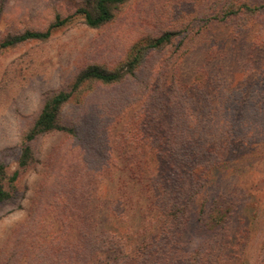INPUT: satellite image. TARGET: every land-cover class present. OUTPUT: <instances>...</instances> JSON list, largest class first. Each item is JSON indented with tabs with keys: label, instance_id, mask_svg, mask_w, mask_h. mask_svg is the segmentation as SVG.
Listing matches in <instances>:
<instances>
[{
	"label": "rangeland",
	"instance_id": "obj_1",
	"mask_svg": "<svg viewBox=\"0 0 264 264\" xmlns=\"http://www.w3.org/2000/svg\"><path fill=\"white\" fill-rule=\"evenodd\" d=\"M90 1L0 0V43L70 17L47 41L0 52V166L12 196L0 205V264H64L65 242L78 238L81 221L94 232L110 230L121 214L131 221L123 225L126 245L162 235L152 250L156 264H168L167 259L170 264H264V101L249 99L245 106L240 100L253 92L261 96V87L250 83L264 78V61L245 71L244 58L236 60L238 49L249 51L264 40L259 33L264 16L240 21L251 35L232 42L236 22L208 27L194 21L221 0H127L99 29L88 28L75 14ZM170 31L177 34L171 43L145 54L128 81L112 88L84 84L74 91L59 117V125L71 131L38 136L31 143L32 162L18 168L20 147L49 96L71 92L91 66L125 67L142 40ZM223 44L231 46V55L216 54ZM172 108L180 128H186L184 138L192 136L191 122L197 121L207 164L220 159L216 169L204 165L203 175L179 179L183 198L174 202L185 201L191 186L199 197L186 214L173 218L176 222L160 213L171 204L155 207L148 187V201L140 200L139 188H130L123 175L128 158L136 162L141 156L127 143L133 128L143 123L144 139L164 145ZM145 153L156 156V147ZM146 168L160 170L155 163ZM109 170L117 174L114 182L106 176ZM15 172L18 179L11 183ZM122 182L128 203L114 209ZM216 206L222 217L211 215Z\"/></svg>",
	"mask_w": 264,
	"mask_h": 264
},
{
	"label": "trees",
	"instance_id": "obj_2",
	"mask_svg": "<svg viewBox=\"0 0 264 264\" xmlns=\"http://www.w3.org/2000/svg\"><path fill=\"white\" fill-rule=\"evenodd\" d=\"M126 1L127 0H92L89 2V6L87 8L79 9L75 14L83 17L84 24L88 28L99 29L113 20V9L124 4ZM231 1L232 0H221L217 5L215 4L216 6L214 5L213 11L208 10L204 14L203 18L194 21L202 22L208 27L217 26L219 24L226 26L230 22H236L237 26H235V32L233 33L234 37L230 39L232 42L236 40L237 37L245 36L244 33H246L247 36H250L252 30L245 28V26L248 24L244 25V23L240 21L251 16H264V0H235L234 6H229ZM69 18L70 17L60 19V17H57L55 22L52 23L45 31L27 30L13 36H9L0 43V52L27 42L47 41L51 37L52 32L62 27L69 20ZM263 27L264 25H262V28ZM261 31L262 32L259 33L264 35V28ZM241 34L242 36H240ZM176 35V32H161L156 37L142 40V42L135 48L134 54H131L132 60H128L125 64V67H120L116 70L110 71L97 66H91L79 74L71 92L60 91L49 96L44 102V105L32 124V127L27 132L24 143H22L20 147V154L17 160L18 168L25 169L32 162L33 152L31 149V143L38 136L56 131H71L59 125V117L61 110L69 102L74 91L79 89L84 84H94L103 88H112V86L123 84L124 82L128 81V77L135 75V71L142 63L145 54L147 55L151 52H154L155 50L164 48L166 45L171 43V40ZM230 47L225 44L220 45V49L216 48L219 49L217 50L216 54L220 55V57L227 56L228 53L231 55V51L233 50ZM240 58H244L243 61L245 62L243 66L246 69L245 71H253L255 69L253 66L256 61H264V40L259 45L252 44L249 51H247L246 48L238 49L236 52V60ZM239 83H242V80H240ZM256 83L259 85V87H261V96H254L253 92L247 94L246 98H240V100L245 103V106L247 103L246 101L249 99L264 101V78L260 81L255 79V82L250 83V85H255ZM247 84L248 83L246 82L243 86L247 87ZM140 95H138V97H141ZM240 96H242V93ZM173 108L171 109V123L169 125V131L167 132L164 145H161V141L155 143L147 142V140L144 139L147 137V135H144L142 131L144 125L143 123L138 128L133 126V129H135V131L133 130L135 135L131 136L127 143L131 145L132 151L140 152L141 156L139 157L140 160L138 159L136 162H133L134 158H128L126 161L128 170L125 174L123 173V175H125L127 180L131 181L130 188H139L140 191L137 193H140L138 195V198L141 197L140 200L144 198L146 201H148L149 197L146 196L148 195V190L144 189L148 187L150 190V195L155 197V207H159L158 205L160 204L163 206L162 204L165 203L171 204L169 208H167L165 211H160V213L164 220L171 219L172 222H176L175 220H177L178 217L186 214L187 207L189 209L190 205L198 201L197 197H199V189L191 186L189 192L187 191L185 195L183 194L185 201L174 202L179 197L183 198L182 191L179 193V188L177 186L179 179L183 180L184 182H187V179L191 181V179L193 180L192 174L194 172H196L198 176L203 175V172L200 171H206L204 169V165L208 166L210 169L213 167V169H216L220 165V159H213V155H211L212 160L209 164H207L208 162H206L205 158H203L205 151L202 148V144L198 143L200 142L201 138H197V132H195V128L198 130L199 126L197 121L191 122L192 128L190 129L192 130V136L184 138V136L187 135L183 132L186 130V128H184V126L183 128H180V125H178L179 121L174 114ZM261 114L264 116V105L261 109ZM132 117L133 119L135 118L134 116ZM138 118L139 115H136V120H138ZM139 135L141 137L140 139L138 138ZM150 139L152 140L154 138L150 137ZM196 140L198 141L196 142ZM147 144L149 146H147ZM147 147H156V156L153 155L149 158L145 153ZM154 163L156 164V167L160 168V170L148 168L149 170L146 172V167H150ZM3 170V166H0V205L9 201L12 197L4 186L6 180L4 178ZM122 172H124V170ZM106 176L110 178L109 182H111V180L114 182L117 174L109 170L106 172ZM17 179L18 172H15L12 174L10 182L14 183L17 181ZM123 190L124 186L122 182V186L119 187L117 194L116 203H118V205H113L114 209H120L122 206H125V204L128 203V196ZM175 197L177 198L174 199ZM203 198L204 200H201V202L205 201V199L207 200V195H204ZM169 199L172 202H170ZM156 200L159 202V204L155 203ZM137 201L139 202V199H137ZM175 205L178 207L175 208ZM217 206L215 210H210L211 215L215 214L219 215V217H222L223 215L221 211L217 209ZM152 208L154 207L152 206ZM138 211L140 214L144 213L141 211V206L138 207ZM173 218L175 220H173ZM129 220L130 219L128 216H123L121 214L118 216L117 223H114L110 230H106V227H101L98 228L96 232L91 230L92 228L89 227L90 225L87 223V221H81L78 238L76 240L65 242L66 244L64 245V249L61 253L63 255H60L63 263L156 264V258H153L152 253L154 252L152 250L157 238L161 237L162 235L160 234L159 236H155L153 239H148V242L144 243L143 245L141 241L136 238L135 244L128 246L129 244H125V240H127L128 236L125 235L126 237H122L121 235L124 236V222H131ZM162 231L164 230L161 229V232ZM127 232L129 233V231ZM153 233H155L153 230H148V234L151 235ZM134 235L135 237H138L136 233H134ZM159 261L161 260L159 259ZM170 262L171 261L167 259L166 263L170 264Z\"/></svg>",
	"mask_w": 264,
	"mask_h": 264
}]
</instances>
